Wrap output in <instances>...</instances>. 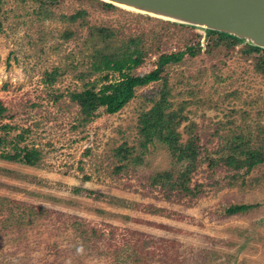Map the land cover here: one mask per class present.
Wrapping results in <instances>:
<instances>
[{"label":"rangeland","instance_id":"obj_1","mask_svg":"<svg viewBox=\"0 0 264 264\" xmlns=\"http://www.w3.org/2000/svg\"><path fill=\"white\" fill-rule=\"evenodd\" d=\"M80 10L84 20H68ZM166 22L100 0L2 1L0 100L7 112L0 135L6 134L7 149L35 146L42 158L37 166L0 159V264H264V164L234 178L203 161L190 182L196 195L173 189L177 195L168 199L152 185L151 177L165 171L173 184L187 165L161 142L140 145L139 117L165 88L172 109L187 119L179 127L182 141L191 122L208 153L226 135L264 138L258 53L246 54L244 42L210 53L211 32L204 40L203 30ZM94 27L112 29L120 40L144 39L151 54L137 72L155 68L162 51L199 42L202 52L169 65L166 85L137 87L118 112L102 108L83 123L70 93L82 89L77 72L91 66L93 47L86 41ZM56 68L60 75L48 82L46 73ZM6 123L14 127L7 133ZM123 144L132 148L130 160L117 156ZM239 203L258 205L226 213Z\"/></svg>","mask_w":264,"mask_h":264},{"label":"trees","instance_id":"obj_2","mask_svg":"<svg viewBox=\"0 0 264 264\" xmlns=\"http://www.w3.org/2000/svg\"><path fill=\"white\" fill-rule=\"evenodd\" d=\"M3 0H0V4ZM26 2L27 0H21ZM41 1V0H35ZM108 7H114L111 4L104 3ZM85 10L73 14L68 18L69 21L75 22L78 19H85ZM164 22V21H162ZM169 25L172 23L166 22ZM176 25V24H173ZM213 37L208 44L207 51L213 52L216 48L225 44L235 45L241 43L240 40L227 36L225 34L211 32ZM67 36L73 32H66ZM92 44V51L88 54L91 66L87 70L77 72L76 77L82 82L80 91L70 93L73 102L79 105L82 122L89 123L100 115L101 109L109 114H114L121 110L136 95V89L153 82L165 80L167 84V76L165 71L169 65L180 63L186 54L191 56L197 52H202V47L198 42L197 47H188L185 51L177 52H159L155 62V68L148 72H137L138 69L146 63V57L151 54L152 48H147L144 39L140 37H130L128 40H120L114 30L104 27H94L89 33L86 41ZM249 52H257L256 69L264 74V54H260L263 49L249 45ZM73 69H77V65L72 64ZM72 69V70H73ZM66 68L65 71H67ZM59 69L47 72L48 82H53L60 75ZM105 73V74H104ZM98 74L96 78L94 75ZM104 74V76H101ZM114 76V77H113ZM117 76V78L115 77ZM62 95L56 97L57 99ZM170 91L162 90L158 100L154 105L141 113L138 121L139 133L141 135L140 145L147 148L150 144L161 142L166 145L172 155L182 162H187L185 169L181 172L179 179L171 184L173 174L169 171L156 173L151 177L152 185L158 187L165 192L168 199L177 194L182 196L196 195L197 187L192 189L190 182L192 175L199 165L208 162V167L213 170L225 168L234 172L231 177H237L242 173H250L256 166L264 164V138L249 133H235L226 135L217 150L211 153L209 149L203 145L202 134L199 127L196 128L195 123L191 122L185 126L188 139L182 141L183 132L179 131V127L184 121L182 116L173 108V102L169 100ZM7 107L0 100V121L6 118ZM1 123V122H0ZM14 127L11 124L1 125V129L6 133ZM6 135V134H5ZM0 135V159L19 162L30 166H37L42 158L40 149L35 146H20L15 143L11 150L7 149L9 140L7 136ZM17 137L22 140L24 134L20 133ZM256 139V140H254ZM10 143V142H9ZM131 147L123 144L117 148V156L121 161L130 160ZM216 153V156H212ZM141 156L135 158L140 159ZM127 164H124L126 166ZM169 185H172L171 187ZM177 189V194L173 193ZM258 204H232L226 208V213L237 214L244 213L257 207Z\"/></svg>","mask_w":264,"mask_h":264},{"label":"water","instance_id":"obj_3","mask_svg":"<svg viewBox=\"0 0 264 264\" xmlns=\"http://www.w3.org/2000/svg\"><path fill=\"white\" fill-rule=\"evenodd\" d=\"M130 12L234 37L264 50V0H100Z\"/></svg>","mask_w":264,"mask_h":264}]
</instances>
